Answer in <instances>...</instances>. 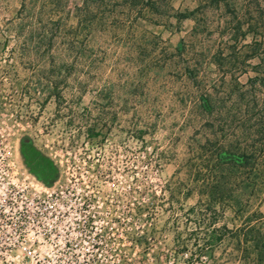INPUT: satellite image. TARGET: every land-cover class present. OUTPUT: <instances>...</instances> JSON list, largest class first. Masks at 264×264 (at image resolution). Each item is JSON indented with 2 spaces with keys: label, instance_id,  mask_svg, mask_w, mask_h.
<instances>
[{
  "label": "rangeland",
  "instance_id": "374dc122",
  "mask_svg": "<svg viewBox=\"0 0 264 264\" xmlns=\"http://www.w3.org/2000/svg\"><path fill=\"white\" fill-rule=\"evenodd\" d=\"M0 136L93 255L264 264V0H0Z\"/></svg>",
  "mask_w": 264,
  "mask_h": 264
},
{
  "label": "built area",
  "instance_id": "2783aa9c",
  "mask_svg": "<svg viewBox=\"0 0 264 264\" xmlns=\"http://www.w3.org/2000/svg\"><path fill=\"white\" fill-rule=\"evenodd\" d=\"M12 155L11 144L0 136V264H123L130 259L126 253H89V191L48 188ZM97 238L91 241L101 244ZM203 258L194 264H204Z\"/></svg>",
  "mask_w": 264,
  "mask_h": 264
}]
</instances>
